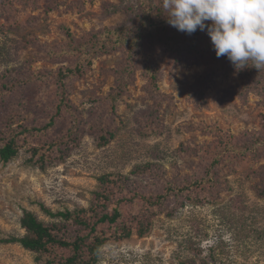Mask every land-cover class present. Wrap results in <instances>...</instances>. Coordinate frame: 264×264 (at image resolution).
Returning a JSON list of instances; mask_svg holds the SVG:
<instances>
[{
    "label": "rangeland",
    "instance_id": "374dc122",
    "mask_svg": "<svg viewBox=\"0 0 264 264\" xmlns=\"http://www.w3.org/2000/svg\"><path fill=\"white\" fill-rule=\"evenodd\" d=\"M144 15L140 0H0V135L56 120L52 130L29 134L11 162L0 160V264H36L21 245L4 242L26 234L25 211L52 225L62 220L44 209L57 214L105 203H119L122 220L148 234L108 244L98 264H264V69L249 62L237 71L226 57L209 55L178 64L161 54L152 61V85L144 68L150 36L156 45L164 29L157 23L132 55L122 46L68 78L69 107L55 116V75L79 59H50L49 49H66L68 33L77 43L105 30L134 36ZM35 72L44 81L19 93L44 88V107L27 109L3 94ZM36 148L50 159L45 169ZM191 184L196 200H189L193 191L168 193ZM159 195H168L162 205L147 200ZM72 230L59 236L73 241Z\"/></svg>",
    "mask_w": 264,
    "mask_h": 264
},
{
    "label": "trees",
    "instance_id": "16d2710c",
    "mask_svg": "<svg viewBox=\"0 0 264 264\" xmlns=\"http://www.w3.org/2000/svg\"><path fill=\"white\" fill-rule=\"evenodd\" d=\"M155 1L140 0L142 10L145 12L141 25L143 29L140 28L139 32L134 36H129L126 32L121 36L117 30H105L93 34L84 43H77L71 34L68 33L70 41L66 49L61 53L49 49L47 54L50 59H56V57L64 58L67 55L76 56L79 59L74 68L60 69L57 76L55 75V78H57V90L59 92L56 117L67 109L70 104L68 88L66 86V80L68 78L84 74L83 71L86 67L92 65L94 57L103 53L119 50L122 46L129 48V52L132 55L138 48H143L139 47V45L143 46L144 39L150 36L151 29L157 23L163 26L164 29L162 30V34L156 35V45L153 44L154 36H150L152 39L150 42L151 47L146 49L147 58L145 60L148 64L144 68L152 85H156L157 83L156 72L151 66L152 61L157 59L161 54H168L174 57L178 64L189 58L198 61L203 60L207 55L216 60V62L224 57H216L210 37L206 31L197 30L195 33L188 35L170 26L166 20L169 17L168 12L163 8V0H159L157 4ZM153 7L158 9V13L162 16L161 18L156 19L157 15H155V11L153 12ZM139 21L141 22V18ZM168 30L170 31L169 35H167ZM44 79L45 77L40 72L31 73L25 82L22 83L23 78H19V82L17 81L13 85L5 87L3 94H6L7 97L10 93V97L8 96L10 99L18 100L27 109H31L30 107L37 103L38 107H44L45 105L43 103L46 97L44 88L38 89L32 95H23V92L19 93L21 86H24L26 92H29L27 90L30 87L33 88L34 85L36 86L38 83L43 82ZM21 88L23 89V87ZM66 106L67 108H65ZM18 112L19 114L17 113V115L23 118L24 114L20 110ZM55 122V118L52 117L45 126L38 129L18 131L10 129L8 133L0 135L1 162L4 164L11 162L18 156L20 149L28 143L29 134L50 131L55 127ZM54 146L55 144L51 148L49 147V150L52 151ZM39 152H42V154L39 155ZM32 153L40 157L37 165H40L41 169H45L46 164L44 165V163L48 164L50 162V159L45 157L46 153L39 148L34 149ZM109 180V178L103 177L100 179V182ZM195 190H198L195 188V184H191L183 189H175L167 192L169 195L175 196L176 194L191 193L193 191L192 197H189L191 201L197 199V196L194 194ZM167 196L159 195L155 199L150 197L147 200L151 201L153 205H162L167 200ZM96 199L98 202L103 201L102 195H96ZM197 202H201V198ZM111 205L112 203H109V205L105 203V205H101L102 209L91 206L89 209L59 212L57 214L44 209V212L49 217L60 218L62 220V223L52 225L41 222L33 213L25 211L20 220V224L22 229L26 231V234L22 238H11L4 242L7 244L14 243L21 245L24 250L35 256L34 261L36 264H98L102 257V249L108 244L129 239L134 234L139 235L141 238L148 234V228L144 229V226L143 228L141 226L134 227L131 223L128 224L122 220L124 216L119 203H115V205L110 207ZM69 226L73 227L72 231H76V234L72 236L74 238L73 241L59 236V233H62ZM56 247H60L61 250H68L70 252L69 256L67 255L64 259L63 257L57 259L53 255V251L60 248Z\"/></svg>",
    "mask_w": 264,
    "mask_h": 264
},
{
    "label": "clouds",
    "instance_id": "9594fccd",
    "mask_svg": "<svg viewBox=\"0 0 264 264\" xmlns=\"http://www.w3.org/2000/svg\"><path fill=\"white\" fill-rule=\"evenodd\" d=\"M167 23L191 35L206 31L216 57L239 71L264 69V0H163Z\"/></svg>",
    "mask_w": 264,
    "mask_h": 264
}]
</instances>
